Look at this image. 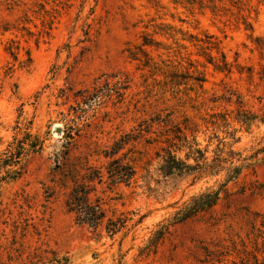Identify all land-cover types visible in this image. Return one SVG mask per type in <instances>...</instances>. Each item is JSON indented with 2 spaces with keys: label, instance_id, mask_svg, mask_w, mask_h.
<instances>
[{
  "label": "rangeland",
  "instance_id": "374dc122",
  "mask_svg": "<svg viewBox=\"0 0 264 264\" xmlns=\"http://www.w3.org/2000/svg\"><path fill=\"white\" fill-rule=\"evenodd\" d=\"M245 4L242 14L252 31L235 15L214 16L175 0H0V264H219V259L233 264L240 261L236 255L223 258L218 250H231L232 242L254 250L250 222L257 220L260 226L264 220V0ZM161 23L213 36L230 72L216 71L188 46L185 53L196 63L192 70L206 79L203 90L153 88L154 80L137 70L126 50L141 42L144 31L153 33L145 26ZM106 80L113 90L119 80L129 89L122 90L121 101L113 95L100 98L91 109L82 106L88 111L77 122L90 127H84L71 149L72 159L84 161L93 151L103 152L124 139L117 157L132 160L136 180L111 190L97 186V195L110 216L128 213L133 223L145 218L127 237L114 239L77 225L65 208L67 191L51 181L55 153L64 143L65 116H75L71 107L79 109L74 92H106ZM243 112L256 116L251 126L236 121ZM212 114H227L229 131L237 130L239 139L233 150L249 166L229 183L230 195L222 194L209 214L170 226L157 248L148 250L177 210L208 188H218L226 173L194 185L191 179L165 178L158 171L160 144L147 140L166 127L155 123L150 132L146 127L158 116L166 120L170 115L174 122L188 116L200 124L199 140L206 145L213 133L227 136L223 129L214 132L205 124ZM57 128L62 133H56ZM28 132L44 140V149L22 156L20 165L11 168H21V174L12 180L1 160ZM217 144L213 140L211 150ZM90 161L98 167L107 162L103 155Z\"/></svg>",
  "mask_w": 264,
  "mask_h": 264
},
{
  "label": "trees",
  "instance_id": "16d2710c",
  "mask_svg": "<svg viewBox=\"0 0 264 264\" xmlns=\"http://www.w3.org/2000/svg\"><path fill=\"white\" fill-rule=\"evenodd\" d=\"M246 1L249 0H175V4L184 7L190 6L191 8L198 6L201 10H209L214 16L219 13H230L242 21L246 30L252 31V25L247 16L242 14ZM232 8L237 10L236 14ZM149 27L154 29L153 33L144 31L140 37L141 42L133 45V48H127L126 52L128 58L136 63L137 70L154 80L153 88H170L172 92H179V88L186 86L187 91L194 90L197 93L198 90H203L206 79L202 72L192 70L195 69L194 64L196 63L190 59L189 54L185 53L188 46L196 48L197 55L205 60V64L213 66L216 71L230 72L226 55L221 51L219 42L208 33H204L202 36L188 34L182 29L163 23L148 24L145 29ZM155 35L164 40L156 39ZM169 41L171 42L169 43ZM213 52L220 56L214 55ZM9 53L15 61L18 60L15 52L9 49ZM28 61H31L30 57ZM6 74L9 72L7 71ZM104 85L108 89L106 92H101L100 88H94L93 91L80 89L74 92L73 98L79 109L76 110L71 107L75 116L72 117L71 113L65 116V121H67L64 127V143L62 150L55 153V168L51 181L67 191L65 208L67 213L74 217L77 225L88 228L100 237L107 236L114 239L122 234V237L125 238L135 226L143 222L145 216H141L134 223L133 217L128 213L110 216L102 198L97 195V186L107 185V188L111 190L120 184L129 187L136 180L137 170L132 160H125L124 156L117 157L122 149L124 139L114 142L113 146L103 150V152L93 151L84 157V161L79 157L72 159L71 148L75 146L76 138L82 136L85 126L90 127L88 123L81 127L80 123L77 122V120L80 121L85 118L88 111L82 106L91 109L93 106L99 105L100 98H112L113 95L121 101L125 95L122 90L129 89V86L120 80L114 82V87L117 90L110 88L111 83L108 80L105 81ZM62 95L65 96L64 90H62ZM65 97L68 99V96ZM189 100L196 102V99L192 97ZM228 101L230 102V100ZM238 104L242 107L243 101L238 100ZM167 118L165 120L158 116L152 119V124H149L145 130L150 132L149 129L155 123L166 127L159 132H153L156 133V137L147 140L149 144H160L156 156L160 161L158 171L162 176L183 180L191 179V185L207 178H216L223 172L226 173V176L224 182L219 183L218 188H208L177 210L173 222L162 226L156 232L155 237L151 239L150 245L147 247L148 250L157 248L170 226L182 224L200 215L209 214L220 201L222 194L226 197L230 195L229 183L238 180L243 170L249 166L247 159L233 150V145L239 139L236 137L237 130L229 131L230 122L227 114H212L209 121L204 119L205 124H210L214 132L223 129L227 135L220 138L217 133H213L206 145H203L199 140V135L202 132L198 122L188 116H184L181 122H174L170 115ZM256 119L253 114L243 112L238 114L236 121L239 124L251 126ZM227 139L232 141L228 142ZM213 140H217L218 144L211 150ZM133 141H137L134 135ZM9 148L5 159L1 160V167L6 169V175L10 179L15 180L21 174L19 171L21 168L19 170H11V168L20 165L22 156L42 152L44 140L28 132L22 140H17L16 144L10 145ZM101 155L107 160L106 164L98 167L91 163L90 158H99ZM256 221L250 222L253 251L247 250L245 244H242V249H239V246L232 242L231 250H218V255L223 258L236 255L240 261L238 263L233 262V264H264V220L260 222V226L257 225ZM223 262L224 259L217 260L219 264ZM57 263L59 264V262Z\"/></svg>",
  "mask_w": 264,
  "mask_h": 264
},
{
  "label": "water",
  "instance_id": "95a60500",
  "mask_svg": "<svg viewBox=\"0 0 264 264\" xmlns=\"http://www.w3.org/2000/svg\"><path fill=\"white\" fill-rule=\"evenodd\" d=\"M56 133L60 134V133H62V130L60 128H57Z\"/></svg>",
  "mask_w": 264,
  "mask_h": 264
}]
</instances>
